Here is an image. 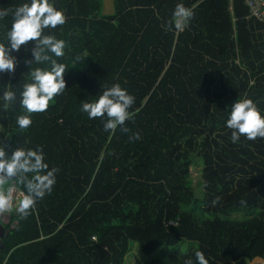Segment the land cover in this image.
I'll list each match as a JSON object with an SVG mask.
<instances>
[{"label":"trees","instance_id":"obj_1","mask_svg":"<svg viewBox=\"0 0 264 264\" xmlns=\"http://www.w3.org/2000/svg\"><path fill=\"white\" fill-rule=\"evenodd\" d=\"M113 2L104 15L101 0H50L67 18L43 32L66 43L63 57L48 53L69 68L66 89L45 112L29 114L27 129L16 124L27 114L23 86L51 62L26 64L30 41L12 52L14 74L0 73V97L16 93L7 109L0 98V144L9 154L42 150L49 170L58 169L29 216L0 219V264H123L131 241L143 254L171 249L134 264H195L196 251L209 264H260L264 138L233 143L226 121L246 98L264 115V21L250 17L244 0ZM23 3L30 0H0V9ZM177 4L194 17L183 31H166ZM11 23V12L0 19V43ZM114 83L135 98L127 133L105 131L106 117L82 111ZM193 155L203 161L200 196L190 183ZM182 240L196 247L175 251Z\"/></svg>","mask_w":264,"mask_h":264},{"label":"clouds","instance_id":"obj_2","mask_svg":"<svg viewBox=\"0 0 264 264\" xmlns=\"http://www.w3.org/2000/svg\"><path fill=\"white\" fill-rule=\"evenodd\" d=\"M10 12L12 23L7 32L8 43L7 45L0 43V73L14 74L17 61L12 52H18L21 46H27L30 41L35 45L31 49L33 59L26 60L25 63L32 65L51 62L50 70L41 68L32 70L30 73L32 82L23 86L20 104L27 114L19 115L16 124L20 129H27L32 124L29 114L45 112L49 102L66 89L64 74L69 68L48 55L51 53L57 58L63 57L66 43L53 35H43V32L45 29H55L64 25L67 18L62 10L50 3V0H30V3H23L14 10L0 9V19L8 16ZM193 17L192 8L177 4L171 20L164 25L165 30L183 31ZM83 59L84 57H76L77 62ZM0 98L7 109L16 100V93L6 89ZM134 102V96L119 83H114L110 87H105L96 100L84 102L82 111L88 114L89 119L106 117L103 122L105 131L115 133L120 128L127 133L129 129L126 127V121L134 119L135 116L134 112L129 111ZM226 126L231 130L230 139L233 143L239 142L241 136L251 141L258 137L264 138V115L251 99L237 100L231 106ZM0 131H3V128H0ZM139 138L138 133L130 137ZM57 171L56 168L49 170L42 150H25L18 147L9 154L0 144V219L13 211L22 218L29 216L35 209L37 201L51 193ZM10 181H18L26 192L20 193L17 198L14 186L5 187ZM184 264L194 262L189 258ZM195 264H209L202 251L195 252Z\"/></svg>","mask_w":264,"mask_h":264},{"label":"rangeland","instance_id":"obj_3","mask_svg":"<svg viewBox=\"0 0 264 264\" xmlns=\"http://www.w3.org/2000/svg\"><path fill=\"white\" fill-rule=\"evenodd\" d=\"M102 8L101 13L104 15H108L114 12V2L113 0H101ZM191 171H190V183L191 186L195 189L197 195H201L202 193V169H203V161L200 156L193 155L192 157V164H191ZM11 184V181L5 187H8ZM7 216L3 218L6 220ZM140 244V242H139ZM196 247V243L193 241H184L182 240L179 243V246L174 250L180 251L182 253H187L193 250ZM170 252L171 249L165 248L163 251L159 248L153 251L151 254H143L140 251V247L137 242L131 241L129 243V251L127 255L123 259V264H134L136 261H146L153 258H157L163 255L164 251ZM260 264H264V260L258 261Z\"/></svg>","mask_w":264,"mask_h":264},{"label":"built area","instance_id":"obj_4","mask_svg":"<svg viewBox=\"0 0 264 264\" xmlns=\"http://www.w3.org/2000/svg\"><path fill=\"white\" fill-rule=\"evenodd\" d=\"M244 4L249 10L250 17H253L259 21H264V0H244ZM16 188L17 198L22 193L14 184L10 185Z\"/></svg>","mask_w":264,"mask_h":264},{"label":"water","instance_id":"obj_5","mask_svg":"<svg viewBox=\"0 0 264 264\" xmlns=\"http://www.w3.org/2000/svg\"><path fill=\"white\" fill-rule=\"evenodd\" d=\"M0 231L2 232L3 231V227H2V225L0 224Z\"/></svg>","mask_w":264,"mask_h":264}]
</instances>
